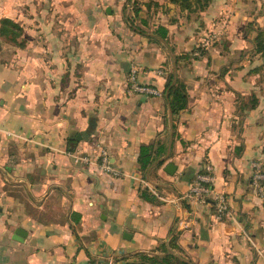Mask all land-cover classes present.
<instances>
[{"label": "crops", "instance_id": "1", "mask_svg": "<svg viewBox=\"0 0 264 264\" xmlns=\"http://www.w3.org/2000/svg\"><path fill=\"white\" fill-rule=\"evenodd\" d=\"M124 1L0 0V24L32 36L0 35V264H105L169 241L194 264H264V200L250 184L251 161L264 170V56L238 25L250 0L136 15ZM174 59L188 95L175 114L163 94ZM131 68L162 94L129 93ZM98 143L118 176L97 166ZM158 143L165 153L141 170L140 146ZM207 163L227 198L219 220L211 204H174Z\"/></svg>", "mask_w": 264, "mask_h": 264}, {"label": "trees", "instance_id": "2", "mask_svg": "<svg viewBox=\"0 0 264 264\" xmlns=\"http://www.w3.org/2000/svg\"><path fill=\"white\" fill-rule=\"evenodd\" d=\"M168 1L170 3L178 5L181 10L192 12L196 10H203L210 2V0ZM130 22L132 25L134 24L133 19H130ZM20 32L21 27L16 22L7 18L1 19L0 35L10 36V39H15V36L19 35ZM152 33L156 37L165 39L167 29L159 25L152 31ZM198 48L200 47L197 46L196 49ZM203 51L204 50L201 49V54L203 53ZM253 51L264 56V27H259L255 31V36L253 38ZM175 58L176 61L179 60V56L176 55ZM163 94H166L170 110L173 114L186 108L188 95L185 85L177 78V76H174L172 71L168 73ZM165 150L166 146L164 143H158L154 150L151 144L141 145L137 157L139 168L141 170L148 169V167L152 162H154L155 159L159 158L162 154L165 153ZM168 246L169 248H166L165 245L161 246V248L157 252L139 251L128 256L124 255L114 259L110 263L106 262L105 264H194L190 259L186 258L183 252L180 251V249H178V247L175 246L171 241H169Z\"/></svg>", "mask_w": 264, "mask_h": 264}, {"label": "built area", "instance_id": "3", "mask_svg": "<svg viewBox=\"0 0 264 264\" xmlns=\"http://www.w3.org/2000/svg\"><path fill=\"white\" fill-rule=\"evenodd\" d=\"M207 45L206 42H202L198 45L197 50L193 52L194 56L201 55V49ZM158 74H162V70H157ZM126 86L129 93L143 94L148 96H159L162 94L160 90L152 85L141 83L138 81L137 70L131 68L126 78ZM98 162L97 166L103 172L118 176L119 171L114 168L110 161L109 153L107 149L100 143L96 144ZM72 157L75 162L88 164L94 160L90 158L88 154L72 153ZM252 172L250 175V184L254 188L256 194L264 200V170L258 160L251 161ZM183 200H191L202 204H211L214 209V216L216 219H221L228 214L227 198L222 192L215 191L214 189V171L210 164H205L203 170L198 172L193 180L190 188L180 196L175 197L174 204L180 205ZM181 216L178 217L176 228L185 229L188 228V219L184 217L181 212ZM90 264H102V262H94Z\"/></svg>", "mask_w": 264, "mask_h": 264}, {"label": "rangeland", "instance_id": "4", "mask_svg": "<svg viewBox=\"0 0 264 264\" xmlns=\"http://www.w3.org/2000/svg\"><path fill=\"white\" fill-rule=\"evenodd\" d=\"M169 1L168 0H125L124 3L126 5V12L129 13V14H138L139 12L143 13V11H165V12H170L172 9H174V11H176L177 13H179V11H183V12H186L187 10H181L180 7L176 4H173L175 5V7H169L167 5ZM226 2H232V0H226ZM247 5L245 3L244 5V9H246ZM248 7L250 9H252V11H241L243 13H247V15L250 16V18H243L240 20L239 22V26H241L243 28V30L245 31H249L251 29H253L254 31H256L257 28L259 27H264V0H250V4L248 3ZM199 10H196V11H187V12H190V13H197ZM240 12V13H241ZM225 22V19L224 21H220V24L224 23ZM226 23V22H225ZM219 24V25H220ZM22 30V28H21ZM253 31V32H254ZM2 37V41L4 43V39L6 40H11L10 42H14L17 44L18 41H22L27 38L31 39L32 36L30 35H26L24 37V33H23V30L21 31V34L20 35H17L15 36V39H10V36H4V35H1ZM18 39V41H17ZM197 47H195L196 49ZM194 49V51H195ZM197 50V49H196ZM193 51V52H194Z\"/></svg>", "mask_w": 264, "mask_h": 264}, {"label": "water", "instance_id": "5", "mask_svg": "<svg viewBox=\"0 0 264 264\" xmlns=\"http://www.w3.org/2000/svg\"><path fill=\"white\" fill-rule=\"evenodd\" d=\"M173 74L176 77V61L174 59V66H173ZM175 166L171 163H168L165 167V171H167L168 173H172L175 170ZM25 232L22 229H17L13 235V239L15 240H22V237L24 236Z\"/></svg>", "mask_w": 264, "mask_h": 264}]
</instances>
